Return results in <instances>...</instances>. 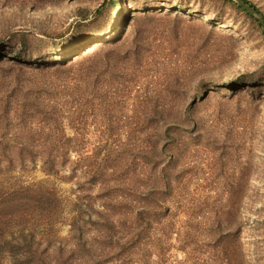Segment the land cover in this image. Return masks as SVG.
<instances>
[{
	"label": "rangeland",
	"instance_id": "obj_1",
	"mask_svg": "<svg viewBox=\"0 0 264 264\" xmlns=\"http://www.w3.org/2000/svg\"><path fill=\"white\" fill-rule=\"evenodd\" d=\"M238 6L0 0V264H264V29Z\"/></svg>",
	"mask_w": 264,
	"mask_h": 264
},
{
	"label": "water",
	"instance_id": "obj_2",
	"mask_svg": "<svg viewBox=\"0 0 264 264\" xmlns=\"http://www.w3.org/2000/svg\"><path fill=\"white\" fill-rule=\"evenodd\" d=\"M239 4L240 7H242L244 10H246L250 16H252L255 20H257L264 29V17L263 15L257 11L254 7L246 4L244 0H232Z\"/></svg>",
	"mask_w": 264,
	"mask_h": 264
},
{
	"label": "trees",
	"instance_id": "obj_3",
	"mask_svg": "<svg viewBox=\"0 0 264 264\" xmlns=\"http://www.w3.org/2000/svg\"><path fill=\"white\" fill-rule=\"evenodd\" d=\"M247 4H248V2L246 1V0H244ZM239 7V6H238ZM240 9H242L241 7H239ZM243 10V9H242Z\"/></svg>",
	"mask_w": 264,
	"mask_h": 264
},
{
	"label": "bare ground",
	"instance_id": "obj_4",
	"mask_svg": "<svg viewBox=\"0 0 264 264\" xmlns=\"http://www.w3.org/2000/svg\"><path fill=\"white\" fill-rule=\"evenodd\" d=\"M120 19H121V20H123V18H122V17H121Z\"/></svg>",
	"mask_w": 264,
	"mask_h": 264
}]
</instances>
